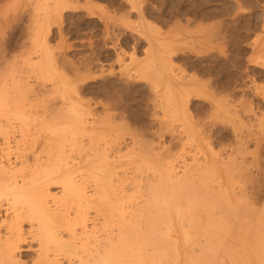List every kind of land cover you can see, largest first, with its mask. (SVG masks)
Returning a JSON list of instances; mask_svg holds the SVG:
<instances>
[{
	"label": "bare ground",
	"instance_id": "6f19581e",
	"mask_svg": "<svg viewBox=\"0 0 264 264\" xmlns=\"http://www.w3.org/2000/svg\"><path fill=\"white\" fill-rule=\"evenodd\" d=\"M14 2L12 1L14 5L17 4V1L16 3ZM29 2L31 1L29 0ZM234 2L235 6L233 7L236 9L234 11L240 13L244 5L241 0H234ZM255 2L260 12H258V15L253 16L254 27L258 28L262 34L259 35L258 33L250 42V46L254 56V64L264 67V0H255ZM47 3L50 5L49 2ZM37 5L39 6V4ZM52 5H54V8L50 10L46 9V5L44 6L43 4L46 12L44 9L41 13H45L44 15L40 14V12L38 13L39 10H36L39 19H36V13L31 15L35 18H33L32 34L30 33L33 40L31 42L34 44L32 53H35L37 59L30 63V67H32L31 70H36L35 73H40V76L41 74L49 75V73H53L52 70L55 68L53 65L55 55H53V52L51 53L52 49L50 50V47H48L45 26L49 25L47 22L51 18L58 19L61 17L63 9L68 7L64 0H55ZM51 7L49 6V8ZM1 11L0 15L2 14ZM40 15L43 16L40 17ZM44 23L47 25L44 26ZM214 24L207 31L205 30L204 39L208 41L211 39L226 40L225 31L222 30L220 22L218 24L215 22ZM4 25L6 26V23ZM149 27L152 28V26ZM28 29L30 30V28ZM43 29L45 33H43ZM183 30L186 32V29L183 28ZM157 47L160 50L158 49L156 56L155 54L152 57L150 56V64L148 63L149 66L147 67L149 68L148 71H153L152 73L157 77V82H160V86L162 85L161 104L164 108V114L170 113L171 116L174 115L172 117L175 119L176 116L182 118V123L180 124L182 130L179 131L184 133V136L182 137V134L178 138L180 140L183 138L191 139L196 132L194 127L196 126L198 130L197 126L204 124L201 121L202 118L201 120H192L187 112L192 98L195 96H202L203 98L204 96V99L205 97L211 98H209V104L214 112L211 113L216 115L219 113L220 118L223 117L224 121L226 117L229 120V125L230 121L232 122L234 141L228 148L226 147L227 149L222 147L218 151H213V147L210 146L212 142L206 141L212 136L213 129L208 128L207 130L205 128L203 133L199 129L198 131L202 135L198 137L196 146L194 147L193 145L189 149H185V146L181 145V148H183L176 155L175 153L171 155L170 152L166 151L165 154L161 153L163 155L157 154L158 151L155 150V153L152 148L144 146V143L140 144L135 141L133 147L130 146L129 148H133L137 152L126 155L129 157L134 155L138 158H136L138 164L134 165L136 168L133 166L135 171L133 168L131 169L133 170L131 171L132 176L129 170H127L128 172L126 171L129 163L124 162L126 169L122 168V166L125 168V165H121L123 162L119 163V161L121 162L119 159H125L124 153L127 154L132 149L128 151V148H126L128 152L121 153L123 155L121 156L118 152H120L122 147L118 146L116 151L114 149L115 154L108 151L106 144L101 145V139L96 138L97 135L93 132L94 130L90 131L87 128V115L90 114V110L83 106L82 103L78 105L80 103L79 100L77 103L73 96L67 94L68 90L66 88L68 87H66L65 83L58 79L53 84L54 86L52 85L53 87L50 86L51 90L48 89L50 93H59H57L58 103L56 99L49 98V96L43 97V95H40L41 97L38 98V92L34 93L33 91L31 94L33 87L28 77L21 76L23 75L21 72V75L19 73L18 75L16 74L18 70L14 67L16 66L14 65L15 63L10 66L6 62L7 60L2 62L0 59V131L2 132L0 134L3 135L2 141L4 143V146L2 143V145L0 144V150L11 148L9 145L11 141H8L7 136L9 130L5 127H14L12 125L15 123L19 132L18 137L12 140L15 147L12 146L15 149L12 153L13 156L11 154L13 159L5 155L8 151L2 152L7 157L6 161H2V156L0 155V211L3 212L0 222L4 223V230H0V264H264V206L257 207V204L254 203L258 202L257 195H259L260 191L257 192V195L254 192L253 196H246L242 190H236L237 187H240L246 181L247 174L242 171L247 168L248 163H254L253 166L257 165V170L262 177L253 180V182L257 185L258 190H264V162H261L255 154H252L254 151H249V154L252 152L250 156L252 158L248 163V159H245L248 153L247 143L252 139L250 140L249 136L251 133H247L248 130L244 129L246 124L244 117L247 116L246 112L253 109L250 105L244 103L236 104V100H228L226 95L222 99L213 97V94L216 95L227 90L228 83L227 85H221V83L220 86H213L210 81H207L208 79L201 81V79L198 80L197 75L179 74V71L176 72L172 54L177 52L172 49V41L167 34L159 38ZM153 52L152 50L151 54ZM202 53L204 55L207 52L204 49ZM27 59L29 61L32 60L30 57ZM29 61L25 59V62ZM3 69L6 71H3ZM145 69L147 71V68ZM135 72L137 73V71ZM139 72L136 75H139ZM143 74L141 73L140 75L143 76ZM51 75L53 78V74ZM41 78L43 79V76ZM41 78L40 80L45 82L46 79L42 80ZM75 83L72 85L73 87ZM42 84L44 85L45 83ZM43 85L41 87H45ZM210 86H213V89L210 88L211 90L208 91L207 87L209 88ZM44 92L47 91L45 90ZM161 95L159 96L161 97ZM53 97L56 98V95H53ZM37 104L40 108L39 113L37 112L38 107L36 108ZM104 108L108 110L110 106H105ZM207 113L209 114V112ZM33 114L36 116L31 120L30 117ZM208 116H211V114ZM255 119L258 121L256 124L259 127L258 134L255 133L258 136L260 135L259 137H264V115L260 119L259 117ZM29 121H32V123ZM98 122L96 121V124ZM209 122L214 125L216 121L214 123L212 121ZM210 124L207 125L210 126ZM89 126L91 125L89 124ZM181 127L179 126V128ZM65 128H68L67 130L70 128L69 131L72 128L71 132L75 135L76 133H80L81 136L89 135L87 144H82L80 141L75 143V138L67 139L70 143L73 141L72 145L75 144V149L77 148L75 151L77 153L76 157L72 156L71 151L74 150L72 146L67 147L69 149L65 147L69 144L66 145V139H63ZM12 129L15 130V127ZM35 132H38L39 135L35 134ZM74 134H71L70 137ZM212 134L213 136L215 135L214 132ZM259 137L254 135L255 144L253 145H256V147L259 146L257 139ZM105 138L103 137L102 139L105 140ZM202 140L206 141L208 146H204L205 142L203 145ZM190 145L192 144L190 143ZM223 151L226 152V155L222 157ZM183 157L185 159H182L180 164L178 162L179 165L177 166L176 158H180L181 161ZM186 157L190 159L187 160ZM132 158L134 160V157ZM116 160H119L118 163L121 166L118 165ZM119 168L124 171L119 170ZM177 168H180V170ZM140 173L145 174V176ZM243 178H245L244 182ZM54 184L60 185V195L57 193L55 196V193H51L50 187ZM236 185L237 187L235 188L234 186ZM137 192H139V196L142 193L138 201L137 199L134 200L135 197H139L136 196ZM90 207L95 210L93 214L89 213ZM97 215L102 216L101 221H97ZM114 216L116 217L115 219ZM23 223L28 224L27 230H24ZM28 251H35V253L33 252L35 255H31V258L26 259L25 253H28Z\"/></svg>",
	"mask_w": 264,
	"mask_h": 264
},
{
	"label": "rangeland",
	"instance_id": "374dc122",
	"mask_svg": "<svg viewBox=\"0 0 264 264\" xmlns=\"http://www.w3.org/2000/svg\"><path fill=\"white\" fill-rule=\"evenodd\" d=\"M12 1L13 2L15 1L14 3H16V1H17V4L14 5L12 3ZM30 1L31 2H29V0H20L19 2H18V0H0V9L2 10V11L0 10L2 13L0 15V26L2 25L0 27V33H1L0 34V59L2 60V62L7 60L6 62L10 66H12L15 63L14 65H16V66H14V67H16V69L18 70V72L16 74L17 75H18V73H19V75L23 74L21 76H25V78L28 77V80L31 83V86L34 89V90L32 89L31 94L33 93V91H34V93L38 92V94H39V95H37L38 98L41 97L40 95H43V97L49 96V98L56 99V101L58 103V99H57L58 98V95H57L58 92L57 93L56 92L50 93V92H48L49 91L48 89L51 90V87L54 86L53 84L55 83V81H58V79H59V81H62V83H65L66 87L69 88V89L66 88L68 90L67 94H70L71 96H73L74 100H77L76 101L77 103L79 100L80 103H78V105H80L82 103L83 106L87 107L90 110V114L87 115L88 116L87 117L88 123H86L87 128L90 131L94 130L93 132L97 135L96 138L101 139V141H100V139H98L101 142L100 144L101 145L106 144L105 146L108 148V151L110 153H112V152L115 153L114 149L116 151L118 146H120L123 148V149L121 148L120 152H118L120 155H121V153L123 154L124 152H128L129 149H132V151H130L129 153H127V154L124 153L125 156L131 155L134 152H137L133 148H129L130 146L133 147V143L136 141L137 143H140V144L144 143L143 145L144 146L146 145V147L148 146V147L152 148L155 153H156V151H158L157 154H159V153L165 154L166 152H170L171 155H173L174 153L176 155L178 152H181V149L184 146H185L184 147L185 149H189V147H191L193 145L195 147L197 142H198V137H200L202 135L201 133L204 132L203 129H205V128H207V130H208V128L213 129L212 133L214 132V134H215L213 136V134L211 133L212 136H210L208 139H206V141L209 140L212 142V144H210V146L213 147V149H214L213 151H218L222 147L228 148L229 145L231 143H233V141H234V133H233L234 131L232 128V122L230 121V125H229V122H228L229 120L226 119V117H225V121H224V119H222L223 117L220 118L219 113L217 115L213 114L214 112L211 109L210 104H209L211 98L209 97L210 98L209 99L208 97H205V99H204V96H203V98H202V96H200V97L195 96L194 98H192V100L189 103L190 108L188 109L187 112L190 114V118L192 120H201V118H202V120H201L202 123L205 124L207 122L206 125L201 124L200 126L199 125L197 126L201 130V133H199V131H198L199 129L197 130L196 126L194 127L196 132L194 134V137H192V138H194L193 140H191L192 138L189 140L185 139V138H183L182 140L179 139L182 134H183L182 137L184 136V133H180V131L182 130V127L180 125L182 123V118H180V116L179 117L176 116V119H175L174 117H172L174 115L171 116L169 112H168L169 114H167V115L164 114V112H163L164 108L161 104V102H162V95H161L162 94L161 93L162 92V85L160 86V82H157L158 81L157 77H155V75L152 73L153 71L151 72L149 70L150 71L149 72L148 71L149 68L147 67L150 64V62H149L150 56L152 57V56H154V54L156 56L158 54V49L160 50V48L157 47V41L163 35L167 34L169 36V39H171V41H172V46H173L172 49L174 51L176 50V52H177V53L172 54V58H173L172 60L175 64V67L177 70L176 72L179 71L178 72L179 74L197 75L198 80L201 79V81H205L208 79L207 81H210L213 86H220L221 83H222L221 85H227V83H228V85H227L228 89L224 90L225 92L222 91L221 93H218L216 95L213 94V97L218 98V99H220V98L222 99V97L227 96L228 100H234V101L236 100L237 101V102H235L236 104L244 103V104L250 105V107H252L253 110L246 112L247 116L244 117V121H246V124H247V125L245 124V126L248 127L251 123V125L248 128L244 126V129L248 130L247 133L248 132L251 133V134H249V136H250V140L252 139L250 142L247 143V152L248 153L246 154L245 159L246 160L248 159L247 160V163H248L252 158V157H250L251 153L254 151V153H252V154H255L256 157L259 158V160H261V162H264V152H262L264 150H261V149H264V137H259L260 135L259 136L257 135L258 131H259L258 130L259 127H257L256 123L258 121H257V119H255L256 117L257 118L259 117V119H260V117H262V115H264V67H260L256 64H254V61H253L254 56H253L251 46H250V42L255 38V36L258 35V33H259V35L262 34L258 28L254 27L253 16L258 15V12H260V10L257 9L258 5L255 2V0H243V1L241 0V3L244 5V6L242 5L243 6L242 11L243 10H245V11H243V12L240 11V13L235 12L236 9H235V7H233V6H235L234 0H224V1L223 0L222 1L221 0H133V1L132 0H64V2L67 4L68 7L66 9H63L62 16L59 18L57 17L58 19L51 18L47 22V24H49L50 26L47 25L46 23H44V26L45 25H47V26H45L46 27L45 28L46 33L44 32V29H43V33H45V35L47 36V41H48V45H49L48 47H50V50L52 49L51 53L53 52V55H55V58L57 57L56 59L54 58V64L53 65L55 66V68L53 66L54 70H52L53 73H49L50 76L48 74H43V75L41 74V76H40V73L39 74L35 73L36 70L35 71L31 70L32 67H30L31 66L30 63H33L37 59V56L35 55V53H32V50L34 49V47H33L34 44H32L33 40H32L30 35L32 34L31 29H32V25L34 23L33 22L34 16H31V15H34V13H36L37 14V16L35 14V16L37 17L36 19H39L38 13L40 12V14H43V15L45 14V13H41L45 9V7H44L45 5H46V9L48 8V9L52 10L54 8V5H52V4L55 3V0H53V1L52 0H38V1L30 0ZM47 2H49L50 5H48ZM232 2H234V3H232ZM10 3H12V4L10 5ZM37 4H39V6ZM43 4H44V6H43ZM9 5H10V7H9ZM72 5H73V7H72ZM34 6L36 7L35 10H34V8H35ZM49 6L50 7L52 6V7L49 8ZM31 7H33V8H31ZM3 8H5V9H3ZM46 9L44 10L45 12H46ZM36 10L37 11L39 10L38 13L36 12ZM13 11H14V13H13ZM5 12H6V14L4 15ZM43 15H40V17H42ZM2 17H4V18H2ZM31 19H32V21H31ZM214 19H217V20H214ZM55 20H56V22H55ZM177 21H179V22H177ZM217 21L220 22V25L222 26V30L225 31L224 32V34L226 35L225 38H227V39L224 41L223 40L222 41L221 40H215V39H211L210 41L205 40L204 34L206 33L207 29H209L211 26L215 25L214 24L215 22H216V24H218ZM5 23H6V26L4 25ZM25 23H28V24H25ZM153 24H154V26H153ZM201 24H202V26H200ZM148 25L152 26V28L149 27ZM48 27H49V30H48ZM28 28H30V30ZM183 28L186 29V32L183 30ZM57 29H58V31H57ZM143 29L145 32L143 31ZM243 29H245V30H243ZM201 30H203V31H201ZM117 36H118V38H117ZM149 38H151V39H149ZM182 39H183V42H182ZM31 40H32V42H31ZM148 41L149 42L151 41L154 44H152L151 42L149 43ZM68 45H69V47H68ZM132 45H134V46H132ZM221 45H222V48H221ZM223 46H225V47H223ZM32 47H33V49H32ZM56 47H57V49H56ZM149 47H150V49H149ZM114 48H115V50H114ZM54 49H56V50H54ZM204 49L206 50L207 53H205L203 55L202 51ZM152 50L154 51L153 54H151ZM222 53H224V54H222ZM27 55H29V56H27ZM28 57L32 58V60H30L31 62L29 61V59H27ZM88 58H89V60H88ZM92 58H93V60H92ZM129 58L132 60H130ZM25 59H26V61H29V62H25ZM66 60H67V62H66ZM22 61L24 64L22 63ZM193 63L196 66H194ZM25 64H26V66H25ZM237 64H239V65H237ZM17 65L19 66V69H18ZM20 65H21L22 69H21ZM28 65H29L30 69H29ZM58 65H60V66L62 65L61 66L62 70L60 69V66H58ZM88 65H90V66L88 67ZM126 65H127V67H126ZM58 67H59V69L57 70ZM144 67L147 68V71ZM141 68L143 69V72H142ZM64 70L66 71V73ZM139 70H140V72H139ZM239 70H240V72H239ZM3 71H6V70L3 69ZM25 71L28 72L29 74L26 73ZM31 71H33V72H31ZM55 71L57 73L58 72L59 73L57 74ZM135 71H137V73ZM20 72H21V74H20ZM138 72H139V75H136V74H138ZM82 73H84V75H82ZM141 73L142 74L144 73L143 76L140 75ZM51 74H53V78L51 77L52 76ZM44 75H46V76L44 77ZM58 75L59 76L62 75V76L59 77ZM148 75H150V76H148ZM208 75H209V78H208ZM42 76H43V79L41 78ZM40 78L42 80L46 79L45 82L41 81ZM51 78H52V80H51ZM81 78H83V79H81ZM226 79H228V80H226ZM63 80H65V81H63ZM32 82L34 83V85ZM40 82H41V84L45 83L44 85L42 84L45 87H41L42 85L39 84ZM74 83H75V86L73 87L72 85ZM233 84H234V86H233ZM157 85H158V87H157ZM213 86L212 87L210 86L209 88L207 87V90L209 89L208 91H210L211 90L210 88L213 89ZM233 87H235V88H233ZM73 89H74V91H72ZM45 90L49 94L47 92H44ZM231 90H232V92H231ZM40 93H42V94H40ZM228 93H229V95H228ZM52 94L54 96L56 95V98L53 97ZM159 95H161V97ZM84 101H86V102H84ZM104 105L107 107L110 106V109L106 110L104 108L105 107ZM38 106L39 105L37 104L36 108ZM112 109H113V111H112ZM157 110H158V112H157ZM254 110H255V112H254ZM39 111H40V108L38 107L37 112L39 113ZM194 112H196V113H194ZM207 112H209V114ZM211 112H213V113H211ZM38 113H36V114H38ZM34 114L30 117L31 120L33 117L36 116ZM191 114H193V115H191ZM210 114H211V116H208ZM163 115H165V116H163ZM193 116H196V117H193ZM206 116H207V118H206ZM119 117H121V118H119ZM168 117H170V118H168ZM216 117H218L220 119H218ZM253 118H254V120H253ZM172 119H173V121H172ZM96 121L97 122L101 121V122L100 123L98 122L96 124ZM209 121H212L213 123L215 121L216 122L214 123V125H211ZM29 122L32 123V121H29ZM105 122H106V124H105ZM107 123H109V124L107 125ZM89 124L91 126H89ZM207 124H210V126ZM15 125H16L15 123L12 125L15 127V130L12 129L14 127H11V126L5 127L6 129L9 130L7 132V136H8V141H11L9 143L11 148H9L7 150L5 148L2 151L0 150V152H1L0 155L2 156V159H1L2 161H6L7 157H5L3 155V153H5L7 151L9 152V153L7 152V154H9V155H7V154H5V155L10 157L11 159H13L12 153L14 152L15 147H14V143H12V140L14 138H17L18 134H19V132L17 130V126H15ZM178 125L181 128H179ZM203 126H205V127H203ZM114 127H116V128H114ZM213 127H215V128H213ZM69 130H70V128H69ZM69 130H67L66 132L63 131V133H64L63 139H66V142H67L66 145L68 143L71 144V145L68 144L65 147H66V149H69L67 147L72 146V148H74V150L71 151L72 156L74 155L76 157L77 153L75 151L77 148L75 149V147H76V146H74L75 144L72 145L73 141L70 143L67 141V139L70 140V138H73V139L75 138L76 139V140L74 139L75 143L77 141H80L82 144H87V141H88L87 139L89 138V135L87 136L85 134L86 137H85V135L81 136L80 133H76V135H75L74 133L71 132L72 128H71V131H69ZM69 132L71 134H74V135H72L70 137L71 134ZM73 132H74V130H73ZM172 132H174V133H172ZM36 133H37V135H39L38 132H35V134ZM177 133H178V135H177ZM106 134H108V135H106ZM119 135H120V137H119ZM216 135H218V136H216ZM254 135H255V137H259L257 139L259 141L260 147L259 146L256 147V145H253V144H255ZM2 136L3 135L0 134V144L2 143L4 146V143L2 141V138H3ZM223 136H224V138H223ZM35 137H38V136H35ZM103 137L104 138L106 137L105 140L102 139ZM203 139H205V138H203ZM114 140H116V141H114ZM140 140L141 141L143 140V142H141ZM186 140H187V142H186ZM4 141H5V139H4ZM85 141H86V143H85ZM151 141H154V142H151ZM189 141H193V142H189ZM206 141L202 140L203 145L205 142L204 146H208V145H206L207 144ZM116 142H118V143H116ZM145 142H146V144H145ZM147 143H148V145H147ZM190 143L192 145H190ZM156 144H157V146H156ZM110 145H112V146H110ZM161 145H163V146L160 147ZM181 145L183 146L182 148H181ZM164 147H165V149H164ZM109 148H110V150H109ZM126 148H128V151ZM258 150H259V152H258ZM249 151H252V152L249 154ZM71 152L69 151L70 154H71ZM222 153H223L222 157L226 155L225 154L226 152L223 151ZM11 154H12V156H11ZM161 155H163V154H161ZM121 156H123V155H121ZM126 157H125V159L120 157L121 159H119V160H121V162L119 160L118 161L120 164L123 162V164H121V165H125V168H124V166H122L123 169H126L125 163H129V165H130V163L132 162V164H131L132 166L130 165L131 168L128 165L127 166L128 168L126 169V171L129 170V172L131 174V171H133L136 168V166H134V165L138 164V161L136 160L137 157L134 155H132L131 157H129V156H126ZM132 157H134V160ZM182 159H185V157L181 158V161H180V158L179 159L176 158L177 162L176 161L175 162L177 163V166L180 163H182ZM186 159L189 160L190 158L186 157ZM118 161H117V163H118ZM178 162H179V164H178ZM119 163H118V165H120ZM253 165H254V163H248L247 164V168H245L244 171H242L243 173L247 174L246 175L247 176L246 181L244 182L245 178H243L244 183H242V184L240 183L241 184L240 187H237V185L234 187L235 188L237 187L236 190H242V192L245 193L246 196L247 195L251 196L254 192L257 195V192L260 191L259 195H257L258 196L257 197L258 202H254V203L257 204L256 205L257 207L258 206L261 207V206H264V205H262V204H264V201H262V200H264V190H258L257 189L258 187L253 182V180L260 179L262 177V175L258 172L257 167H256L257 165L256 166H253ZM133 166L135 168H133ZM132 168H133V170H131ZM123 169L119 168V170H121V171H124ZM177 169L180 170V168H177ZM133 174H135V172H133ZM140 174L142 176H145V174L143 175V173H140ZM131 176H132V174H131ZM59 189H60V185H57V184L51 185V187H50L51 193H55V196L57 193L60 195ZM250 190H252V191H250ZM60 192H61V190H60ZM140 195L142 196V193H140ZM136 196H139V192H137ZM141 196H139L137 198L135 197L134 200L137 199V201H138V199L141 198ZM257 199H256V201H257ZM91 209H92V207L89 208V213L93 214L95 210L94 209L91 210ZM1 212L2 211H0V219H2V216H3L2 215L3 212L2 213ZM100 215H97L98 216L97 221L102 220L101 219L102 216H100ZM115 218L116 217L114 216V219ZM3 225H4V223H1L0 228ZM22 226L25 227V228L23 227L24 230L28 229L27 223L26 224L23 223ZM2 228L0 230L3 231L4 226ZM33 252L35 253V251H30V252L28 251V253L26 252L25 253L26 259L31 258V255L34 256L35 254ZM225 260H227V259H225ZM226 262H228V260Z\"/></svg>",
	"mask_w": 264,
	"mask_h": 264
}]
</instances>
